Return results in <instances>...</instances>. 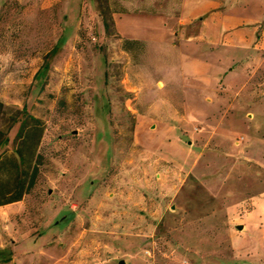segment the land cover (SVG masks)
Here are the masks:
<instances>
[{"label":"rangeland","instance_id":"obj_1","mask_svg":"<svg viewBox=\"0 0 264 264\" xmlns=\"http://www.w3.org/2000/svg\"><path fill=\"white\" fill-rule=\"evenodd\" d=\"M112 1L0 0V159L18 146L32 159L21 120L42 124L30 143L41 155L36 184L0 205V243L10 237L0 259L264 264V141L254 137H264V124L227 122L220 139L204 146L197 134L190 148V134L212 115L193 101L183 115L168 108L158 57L168 51L123 50L116 27L107 32L103 22ZM126 3L179 11L177 0ZM235 80L238 89L246 75ZM249 90L264 91V63ZM10 172L1 175L14 179Z\"/></svg>","mask_w":264,"mask_h":264},{"label":"crops","instance_id":"obj_2","mask_svg":"<svg viewBox=\"0 0 264 264\" xmlns=\"http://www.w3.org/2000/svg\"><path fill=\"white\" fill-rule=\"evenodd\" d=\"M127 1L121 0L125 6ZM156 7V13L113 12L115 27L120 40L134 39L168 51L158 56L166 68L159 80L169 87L168 108L173 113L191 112L193 101L202 113L212 115L190 134V148L197 143V134H202L204 146L220 139L227 122L253 131L263 128L264 91L242 90L264 63V0H179L174 16ZM239 71L246 80L235 89ZM254 137L264 141L261 134ZM9 238L1 241L0 249ZM20 257L0 264H20Z\"/></svg>","mask_w":264,"mask_h":264},{"label":"trees","instance_id":"obj_3","mask_svg":"<svg viewBox=\"0 0 264 264\" xmlns=\"http://www.w3.org/2000/svg\"><path fill=\"white\" fill-rule=\"evenodd\" d=\"M114 2V3H113ZM111 3L115 4L114 7H110V16H104V25L107 32H110L112 27H115V20L113 18V12L120 11V12H148V13H156L159 10L155 5H150L149 7L145 6H136L134 8H129L125 6L121 0H115ZM179 4V0H177ZM122 48L127 52H132L136 46L145 44L144 42L129 39V38H122ZM29 118V117H27ZM28 119L21 120L20 130L18 133V137L22 138L21 145H27V149L30 150V154L32 155V159L28 158L25 153V149L21 147H17L14 151V156L10 157L9 161H4L0 159V205L13 203L16 201L22 200L26 193H29L34 185L36 184L38 174H39V164L41 162V155L36 153L35 150L32 149L31 141L32 139L40 140L41 137V121L36 117L31 116ZM17 121V120H16ZM8 141V139H7ZM37 142V143H38ZM7 144L6 140L1 141L0 145ZM37 145V144H36ZM34 147V145H33ZM9 162L10 165L6 163ZM16 170L14 179L5 178L4 175L2 176L1 173H5L8 176V172L10 169ZM11 174V172H10ZM12 176V175H10ZM2 177L4 179H2ZM4 250V249H3ZM0 250V255L2 256V251ZM12 259V255L4 257L0 260L6 262Z\"/></svg>","mask_w":264,"mask_h":264},{"label":"water","instance_id":"obj_4","mask_svg":"<svg viewBox=\"0 0 264 264\" xmlns=\"http://www.w3.org/2000/svg\"><path fill=\"white\" fill-rule=\"evenodd\" d=\"M244 228V226L243 225H239V229H243ZM126 263V261L124 260V259H122L121 261H120V264H125Z\"/></svg>","mask_w":264,"mask_h":264}]
</instances>
